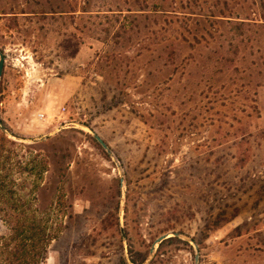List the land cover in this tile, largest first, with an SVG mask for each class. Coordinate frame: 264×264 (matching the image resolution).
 <instances>
[{
  "label": "rangeland",
  "instance_id": "1",
  "mask_svg": "<svg viewBox=\"0 0 264 264\" xmlns=\"http://www.w3.org/2000/svg\"><path fill=\"white\" fill-rule=\"evenodd\" d=\"M0 52V264H264V0H0Z\"/></svg>",
  "mask_w": 264,
  "mask_h": 264
},
{
  "label": "trees",
  "instance_id": "2",
  "mask_svg": "<svg viewBox=\"0 0 264 264\" xmlns=\"http://www.w3.org/2000/svg\"><path fill=\"white\" fill-rule=\"evenodd\" d=\"M53 234L46 236H43L42 238L39 237L38 234H32L31 236H26V230L23 227L18 228V230H15L16 232V236L15 239H18V242H16L13 246V248H11V250L8 253V257L4 258L3 260V264H39L40 263V259L43 255V253L45 252L46 249V245L52 241H54L57 236L58 233H60V231H55V226L53 225ZM33 229L36 228H31V230L33 231ZM38 233V232H37ZM35 239H36V243H35ZM173 240V238H169V239H165L163 240L160 245H162L164 242H171ZM28 243H30L29 245L32 247L31 250H27V245ZM38 246L40 247V250L36 252V247L38 248ZM9 246L6 247V249ZM129 262L130 264H143L145 262V258H143L142 256H140V258H136L133 255V250L131 245H129Z\"/></svg>",
  "mask_w": 264,
  "mask_h": 264
},
{
  "label": "water",
  "instance_id": "3",
  "mask_svg": "<svg viewBox=\"0 0 264 264\" xmlns=\"http://www.w3.org/2000/svg\"><path fill=\"white\" fill-rule=\"evenodd\" d=\"M3 66H4V55L2 54V52H0V78L2 76V71H3ZM93 138L96 140V142L107 152L109 153L106 145L104 144V142L96 135V134H92ZM167 239V236H162L160 238H158L156 240V243H161L163 240ZM198 258V253L195 247V262L197 261Z\"/></svg>",
  "mask_w": 264,
  "mask_h": 264
}]
</instances>
